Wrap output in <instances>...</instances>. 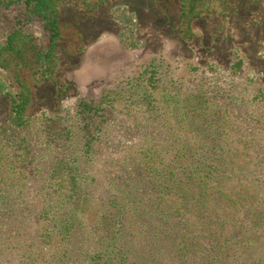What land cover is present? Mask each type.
I'll return each instance as SVG.
<instances>
[{"label":"rangeland","instance_id":"1","mask_svg":"<svg viewBox=\"0 0 264 264\" xmlns=\"http://www.w3.org/2000/svg\"><path fill=\"white\" fill-rule=\"evenodd\" d=\"M226 1H208L206 7L216 9L187 24L179 0H103L96 6L94 0H60L52 76L42 80L28 67L17 70L30 90L23 124L13 121L11 99L0 89V197L25 203L35 223L53 173L67 164L79 168L90 195L102 198L109 182L120 184L136 166L138 152L172 153L186 138L176 123L194 119L192 143L204 149L201 158L217 176L208 209L191 216L197 225L184 223L197 239L181 261L264 264V0ZM21 7L0 12V42L24 15ZM23 29L46 45L39 25ZM155 56L184 83L177 110L156 99L124 98L80 112L81 99L100 101ZM191 64L197 69L190 71ZM85 224L76 217L66 242L69 264H86L85 253L96 252Z\"/></svg>","mask_w":264,"mask_h":264},{"label":"trees","instance_id":"2","mask_svg":"<svg viewBox=\"0 0 264 264\" xmlns=\"http://www.w3.org/2000/svg\"><path fill=\"white\" fill-rule=\"evenodd\" d=\"M59 1L0 0V12L20 3L24 13L0 42V70L6 76L0 75V89L11 99L12 119L17 124L25 122L30 97L18 68L28 67L42 80L49 79L55 69L61 38ZM101 1L94 0V5ZM179 1L182 22L187 24L206 10L216 9L214 5L206 7L210 0ZM31 24L43 30L45 46L37 45L33 36L24 32V26ZM160 59L155 56L143 63L119 88L107 90L100 101L81 99L80 112H95L124 98H143L144 103L156 99L174 112L180 106L178 91L184 83L172 74L171 64ZM196 69L191 64L190 71ZM194 122L189 118L187 123H176L186 138L182 136L185 139L172 153L138 152L136 166L129 168L120 184L109 182L102 198L90 195V185L83 186L79 168L67 164L53 173L49 200L35 223L25 203L9 204L7 197L1 196L0 264H69L66 242L75 230L76 217L86 221L85 233L96 251L85 253L82 262L86 264H183L182 256L195 250L197 239L184 223L197 225L191 216L208 209L217 176L208 159L201 158L204 149L192 143V133L199 124Z\"/></svg>","mask_w":264,"mask_h":264}]
</instances>
